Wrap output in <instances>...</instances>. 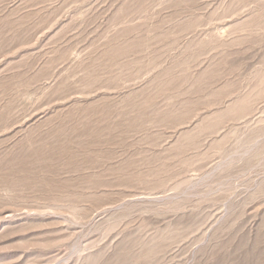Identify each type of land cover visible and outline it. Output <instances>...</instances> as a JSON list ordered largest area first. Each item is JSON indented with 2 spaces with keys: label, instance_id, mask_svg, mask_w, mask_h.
<instances>
[{
  "label": "rangeland",
  "instance_id": "374dc122",
  "mask_svg": "<svg viewBox=\"0 0 264 264\" xmlns=\"http://www.w3.org/2000/svg\"><path fill=\"white\" fill-rule=\"evenodd\" d=\"M0 264H264V0H0Z\"/></svg>",
  "mask_w": 264,
  "mask_h": 264
}]
</instances>
